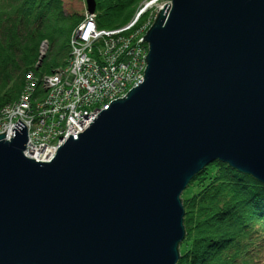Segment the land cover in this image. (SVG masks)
Listing matches in <instances>:
<instances>
[{"label":"water","instance_id":"95a60500","mask_svg":"<svg viewBox=\"0 0 264 264\" xmlns=\"http://www.w3.org/2000/svg\"><path fill=\"white\" fill-rule=\"evenodd\" d=\"M143 40L145 80L50 162L0 134V264H177L200 171L264 184V0H171Z\"/></svg>","mask_w":264,"mask_h":264},{"label":"trees","instance_id":"16d2710c","mask_svg":"<svg viewBox=\"0 0 264 264\" xmlns=\"http://www.w3.org/2000/svg\"><path fill=\"white\" fill-rule=\"evenodd\" d=\"M141 1L96 0L98 27L126 26ZM84 17L67 13L62 0H0V109L19 98L29 71L68 67L71 36ZM146 20L147 13L139 25ZM43 42L49 51L39 65ZM182 196L186 237L177 264H264L263 183L217 160Z\"/></svg>","mask_w":264,"mask_h":264},{"label":"built area","instance_id":"2783aa9c","mask_svg":"<svg viewBox=\"0 0 264 264\" xmlns=\"http://www.w3.org/2000/svg\"><path fill=\"white\" fill-rule=\"evenodd\" d=\"M138 25L139 16L152 9L145 4L124 27L101 29L97 13L88 10L70 40L68 67L52 74L26 75L20 97L0 109V134L15 136L13 127L22 120L28 130L26 156L49 161L70 135L78 139L113 100L125 97L145 80L149 44L143 40L159 10Z\"/></svg>","mask_w":264,"mask_h":264},{"label":"rangeland","instance_id":"374dc122","mask_svg":"<svg viewBox=\"0 0 264 264\" xmlns=\"http://www.w3.org/2000/svg\"><path fill=\"white\" fill-rule=\"evenodd\" d=\"M63 3H64V8L66 10L67 13H74V12H78V13H82V14H85L86 11L88 10V7H87V2L86 0H62ZM152 3V9H150L148 12H147V19L148 17L153 14V13H156L157 10L161 7V6H164L165 4L167 3H170L171 0H143L139 3V5L137 6V9L135 11V13L133 14V17L131 18V20L129 21V23L131 21H133L136 16L138 15L139 11L142 9L143 6H145V4L147 3ZM145 14V13H144ZM143 14V15H144ZM128 23V24H129ZM140 23V22H139ZM139 23H137L139 25ZM154 23V22H153ZM49 51V45L47 42H43L41 47H40V53H41V56L42 55H46V53H48ZM40 56V58H41ZM44 61V60H43ZM40 62V60H39ZM39 64V63H38ZM60 68H64V67H59L58 69ZM56 69V70H58ZM20 97V96H19ZM197 186H194L192 188H195ZM185 196V194H184ZM183 198V196H182Z\"/></svg>","mask_w":264,"mask_h":264},{"label":"bare ground","instance_id":"6f19581e","mask_svg":"<svg viewBox=\"0 0 264 264\" xmlns=\"http://www.w3.org/2000/svg\"><path fill=\"white\" fill-rule=\"evenodd\" d=\"M145 6L142 7V9L144 8ZM141 9V10H142ZM140 12V11H139ZM139 19H141V16H139ZM146 73V72H145ZM63 145V144H62ZM58 151V150H57ZM51 160L47 161V162H50Z\"/></svg>","mask_w":264,"mask_h":264}]
</instances>
